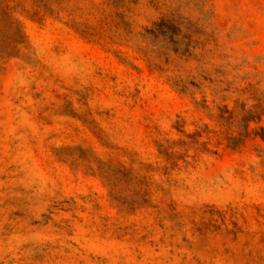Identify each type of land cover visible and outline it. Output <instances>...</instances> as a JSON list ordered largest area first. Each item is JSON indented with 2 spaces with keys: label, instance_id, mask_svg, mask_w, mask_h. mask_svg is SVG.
I'll list each match as a JSON object with an SVG mask.
<instances>
[{
  "label": "rangeland",
  "instance_id": "1",
  "mask_svg": "<svg viewBox=\"0 0 264 264\" xmlns=\"http://www.w3.org/2000/svg\"><path fill=\"white\" fill-rule=\"evenodd\" d=\"M263 113L264 0H0V264H264Z\"/></svg>",
  "mask_w": 264,
  "mask_h": 264
},
{
  "label": "trees",
  "instance_id": "2",
  "mask_svg": "<svg viewBox=\"0 0 264 264\" xmlns=\"http://www.w3.org/2000/svg\"><path fill=\"white\" fill-rule=\"evenodd\" d=\"M167 21H169L170 19H166ZM165 18H162V20H161V22L160 23H162V24H164L165 23ZM166 21V23H168ZM170 24H172V25H170L171 27H176L175 25H174V23H170ZM264 114V113H263ZM260 136H262V138H264V129H261V134H260Z\"/></svg>",
  "mask_w": 264,
  "mask_h": 264
}]
</instances>
